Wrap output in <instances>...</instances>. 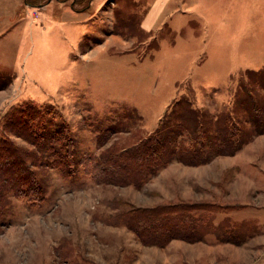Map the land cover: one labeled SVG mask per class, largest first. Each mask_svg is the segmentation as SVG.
<instances>
[{
    "label": "rangeland",
    "instance_id": "1",
    "mask_svg": "<svg viewBox=\"0 0 264 264\" xmlns=\"http://www.w3.org/2000/svg\"><path fill=\"white\" fill-rule=\"evenodd\" d=\"M198 2L155 14L150 32L142 25L152 0H0V165L20 151L30 161L14 160L23 190L4 199L0 264H190L206 242L235 249L254 239L262 244L246 253L210 249L202 261L252 264L262 248L264 264L262 191L254 219L239 223L253 215L231 212L250 186H264V133L208 169L174 161L142 189L99 185L89 173L93 159L138 143L163 120L182 130L184 101L234 115L240 81L264 70V0H205L209 9L196 14ZM205 196L213 204L192 200ZM179 202L200 204L196 214L221 231L162 249L121 222L129 210Z\"/></svg>",
    "mask_w": 264,
    "mask_h": 264
},
{
    "label": "trees",
    "instance_id": "2",
    "mask_svg": "<svg viewBox=\"0 0 264 264\" xmlns=\"http://www.w3.org/2000/svg\"><path fill=\"white\" fill-rule=\"evenodd\" d=\"M246 77H242L235 97V116L230 112L212 115L196 108L191 101H184L181 107L182 130L171 126L173 119L171 125L163 120L153 134L138 143L121 152H111L106 157L93 159L90 175L99 185L142 189L174 161L187 166H201L217 157L236 154L244 145L264 133V95L261 94L264 91V70L247 71ZM239 113L242 118L236 116ZM187 132L191 133V137L185 140L183 136ZM20 152L21 157L10 155L8 164L0 165V170L4 171V174L0 172V213L9 192L22 194L23 189L18 187L23 175L17 169L20 161L14 163V160H21L25 167L30 161L26 158V152ZM199 209L200 204L185 202L138 207L129 210L121 222L146 246L164 248L174 239L195 243L202 241L213 228L221 231L219 226H213L203 215H197L195 210ZM231 227H226L227 236L237 235L244 230V224ZM225 240L234 241L231 237ZM234 242L239 243L240 240Z\"/></svg>",
    "mask_w": 264,
    "mask_h": 264
},
{
    "label": "crops",
    "instance_id": "3",
    "mask_svg": "<svg viewBox=\"0 0 264 264\" xmlns=\"http://www.w3.org/2000/svg\"><path fill=\"white\" fill-rule=\"evenodd\" d=\"M198 1V0H197ZM177 3H179V0H152V4H151V6H150V11H149V14H148V17L146 18V20H145V22H144V24L142 25V27L146 30V31H152V30H154L155 28H157V26H155V25H157V24H154V23H151V17L152 16H154L155 14H157V15H159V14H162V13H164L165 12V10L167 9V8H177L178 9V7L179 6H177L178 4ZM155 6H157L158 7V10H154L155 9ZM206 9H209L206 5H205V0H199V2H198V4H197V6L196 7H194V8H192V12H194V13H196V14H203V13H205V11H206ZM205 10V11H204ZM174 11H176L175 9H174ZM217 162V161H216ZM216 162H214V163H212V164H205V165H201V166H196V167H191V166H188V169H189V171L190 172H192V171H194L195 169H202V168H206V169H208L209 167H212ZM234 166H239L238 165V163H236L235 162V164H233ZM165 169H167V168H165ZM165 169H163V170H165ZM166 171V170H165ZM164 171V172H165ZM164 172H162V174L164 173ZM159 175V174H158ZM157 175V176H158ZM253 176H254V174H253ZM261 184H264V183H261ZM149 185V184H148ZM132 187H134V186H132ZM259 188L260 189H256L255 187H253V186H250V189L247 191V193L245 194V196H240L241 198H240V200H238V199H236L234 202H238L239 203V205H236V206H238L237 207V209H233L231 212H235L236 214H238V213H240V212H244V211H248V212H250L251 213V208H252V206H254V204L252 205V198H253V194H255V192L257 193V192H260V191H262V193L260 194V198H264V197H262V196H264V186H263V188L261 189V186H259ZM207 196H205V198L204 197H202V198H197V199H192V200H196L197 202H206L207 204L208 203H212L211 201V198H206ZM180 199V198H179ZM178 199V200H179ZM182 199V198H181ZM190 199V198H189ZM172 201H174V200H172ZM242 201H244V203L242 202ZM242 202V204H240ZM165 204H169V203H165ZM213 204V203H212ZM229 205H231V204H229ZM150 206H152V205H150ZM146 207H149V206H146ZM230 212V211H229ZM230 212V213H231ZM252 214V213H251ZM253 215V214H252ZM234 216H237V215H235L234 214ZM254 215H253V217H251V218H249V219H244V218H240L239 220H236V221H238L239 223H242V222H245V221H251V219H254ZM223 221V220H222ZM216 225H217V222L215 221L214 222ZM209 235V234H208ZM200 242H202V241H200ZM199 242V243H200ZM204 244H206L205 245V249H202V250H200V253H198V254H196V255H193V253H190V257L188 258V260H189V262H190V264H208L209 263V260L210 259H208V260H206L205 262H203L202 261V257H207V255H209V253L211 252L210 251V249L211 250H214V249H219V248H226V249H224V251L226 252V255H229L230 254V252L232 253V252H234V254H237V253H239V255H240V253H246V250L248 251L249 249H251V250H253L254 248H256V246H257V244L259 245V244H262V242L260 243V240H252L251 242H250V244L248 245V244H244V245H241V246H237L238 248H230V247H232V246H229V244H227L226 243V246L225 247H223V245H225V244H219V245H217V246H209L208 245V243L206 242V243H204ZM248 245V246H247ZM249 248H247V247ZM206 247H209V248H206ZM210 247H212V248H210ZM162 249H165V248H162ZM240 249H242V250H240ZM256 250H258V251H255L254 250V257H252L250 260H252L253 262H252V264H259V261H260V259H261V256L263 255V249L261 248V249H259V248H257ZM222 251V250H221ZM204 253V254H203ZM198 257H199V259H198ZM177 261L178 260H176L175 262H173V263H170V259H169V257H166V258H164V263L162 262V264H177Z\"/></svg>",
    "mask_w": 264,
    "mask_h": 264
}]
</instances>
